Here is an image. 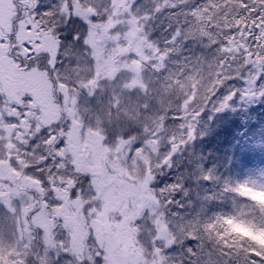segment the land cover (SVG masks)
Here are the masks:
<instances>
[{"label":"snow or ice","instance_id":"snow-or-ice-1","mask_svg":"<svg viewBox=\"0 0 264 264\" xmlns=\"http://www.w3.org/2000/svg\"><path fill=\"white\" fill-rule=\"evenodd\" d=\"M237 91L264 97V0H0V264H264L213 239L218 215L180 211L199 194L171 175ZM246 187L264 191L223 192ZM246 207L264 231V207Z\"/></svg>","mask_w":264,"mask_h":264},{"label":"trees","instance_id":"trees-1","mask_svg":"<svg viewBox=\"0 0 264 264\" xmlns=\"http://www.w3.org/2000/svg\"><path fill=\"white\" fill-rule=\"evenodd\" d=\"M211 111L212 108L210 107L200 117L197 122L196 138L177 157L180 160L179 166L171 174L173 179L181 173L189 175L191 178L186 183L194 189L195 193L199 194V196L193 195L192 201L187 207L189 208V215L194 214V210L195 212L206 213L208 216H214L216 213H229L227 208L226 210L223 208L221 195L228 194L227 196L230 198H235L232 196L235 193L223 192L225 184L235 186L236 183L237 177L234 171L233 153H236L242 142L240 139L243 135L242 132L258 128L261 120L264 119V97H261L260 102H258V108L253 110L252 115L244 117L231 109L227 110L223 116H225V119L232 118L234 124L232 121L229 122L230 119H228V122L223 120L216 124V121L222 116L220 114L213 115ZM213 118L217 120H213ZM133 120L136 123H140V120L135 117H133ZM238 123H240L239 127L237 126ZM206 173H211L217 179L211 183L204 181L201 177ZM254 191L257 192V195H262L260 190ZM208 193H215L218 196V202L214 209H206L207 207L202 206V200L209 201L204 199ZM213 200H210L209 203H213ZM187 208H183V210L186 211L185 209ZM228 209L231 212L237 211L235 209L231 210L229 205ZM236 230L243 231L251 236L252 239L257 240L261 245V249H264V231L257 233L254 230L243 227H238Z\"/></svg>","mask_w":264,"mask_h":264},{"label":"rangeland","instance_id":"rangeland-1","mask_svg":"<svg viewBox=\"0 0 264 264\" xmlns=\"http://www.w3.org/2000/svg\"><path fill=\"white\" fill-rule=\"evenodd\" d=\"M212 75V71L211 69H209L207 66H205L202 71H201V77L202 79L199 81V83L201 85L206 86L207 83L210 81ZM37 82H40L37 78ZM43 83L47 84V88L49 91V94H51V82L47 81L46 78L43 81ZM232 86L235 89H242L246 86L245 81L243 80H237L232 82ZM227 94V90L226 89H222L220 92H218L216 100H220L222 99V97L224 95ZM182 95L180 92L176 91V90H169V92L163 96V97H159L157 98V100L154 102V106L157 110L160 109H169L172 107H175L176 104H178L180 102V100L182 99ZM261 100V96H246L243 92L237 91L236 95L233 97V99L230 101L229 106L224 109L223 111H219L216 112L212 109V113L214 114H220L222 116V118L218 119V121H216V124L219 121H225L229 122L232 121V123L234 124V121L232 120V118H226L225 116H223V114L227 111V110H232L235 113H238L239 115L242 116H246V115H252L253 110L258 108V102H260ZM212 115V116H213ZM211 116V117H212ZM151 118L146 119L144 122H150ZM216 118H213V120H217ZM236 123V122H235ZM240 123L237 124V126L239 127ZM90 131L92 132V134L94 136H101L102 135V130L100 129H96V128H92L90 129ZM243 135L242 137H240L241 139V144L239 145L238 150L236 151V153H233V161L235 162V167H234V171L236 172V183L235 185H237L238 183H244V182H249L252 186L255 187H264V119L261 120V123L258 125V128L256 127V129L254 130H246L245 132H242ZM106 147V155H105V159L107 160V152H110L111 149ZM113 166V165H110ZM116 167H118V171L121 175L123 176H128L129 170L126 167H119L118 165H115ZM139 172L140 169L136 168L134 170V173L132 174V178L139 181L140 177H139ZM114 178H118V177H114ZM254 190L251 187H246L244 189H242V192L240 194V196H245L248 197L252 200H256V201H260L262 203H264V191L260 192L262 193V195H257ZM228 195V194H227ZM226 194L221 195V201L223 204V208L226 210H228V212H231L228 209V205L230 206L231 210H239L240 208H242L244 206V200L242 198H240L238 195H232L235 198H230L229 196H227ZM238 196V197H237ZM230 198V199H229ZM210 201V200H209ZM209 201H205L202 200V206L203 207H207L206 209H214L216 207V204L218 202L217 199L213 200V203H209ZM186 211L182 209H180V211L182 212H189V208L185 209ZM218 213H216L215 215H217Z\"/></svg>","mask_w":264,"mask_h":264},{"label":"clouds","instance_id":"clouds-1","mask_svg":"<svg viewBox=\"0 0 264 264\" xmlns=\"http://www.w3.org/2000/svg\"><path fill=\"white\" fill-rule=\"evenodd\" d=\"M237 195V194H236ZM240 198L244 200V205L246 207L243 209L245 212H250L252 207H264V203L256 200H252L248 197L240 196ZM220 218H210L207 219V231L212 233L213 239L216 238V234H222V238L226 241L230 246L234 247L237 251L243 249L244 251H258L261 250V245L257 240H254L243 231H237L238 227L247 228L250 230H254L259 233L261 230L257 228L249 227L251 224L250 215L241 216L240 210L236 212H229L227 214H217ZM204 218H202V223L200 224V228H204ZM178 264V262H177Z\"/></svg>","mask_w":264,"mask_h":264}]
</instances>
